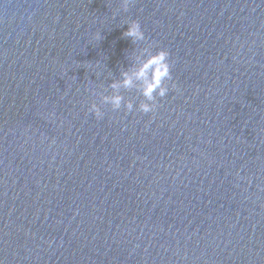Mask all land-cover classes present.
Returning <instances> with one entry per match:
<instances>
[{
	"label": "water",
	"instance_id": "water-1",
	"mask_svg": "<svg viewBox=\"0 0 264 264\" xmlns=\"http://www.w3.org/2000/svg\"><path fill=\"white\" fill-rule=\"evenodd\" d=\"M0 264H264V0H0Z\"/></svg>",
	"mask_w": 264,
	"mask_h": 264
},
{
	"label": "clouds",
	"instance_id": "clouds-1",
	"mask_svg": "<svg viewBox=\"0 0 264 264\" xmlns=\"http://www.w3.org/2000/svg\"><path fill=\"white\" fill-rule=\"evenodd\" d=\"M128 3L129 0H124L125 10ZM127 25L123 36L131 38L134 45L146 39L138 21L132 20ZM96 39H101L100 34H97ZM169 57V51L163 48L153 51L151 44L140 48L133 54L132 63L127 68L122 67L120 78L112 80L109 85L112 93L102 96L103 103L110 105L113 111H117L123 106L128 112H131L134 109V103L131 99L126 100L120 90L135 89L143 97L136 106L137 110L142 113L154 112L157 107V97H165L170 90L168 81L172 80V64ZM172 87L175 88L176 85L173 83ZM89 111L98 120L104 116L100 106L96 103L90 105Z\"/></svg>",
	"mask_w": 264,
	"mask_h": 264
}]
</instances>
